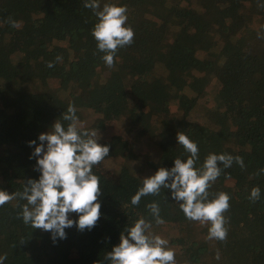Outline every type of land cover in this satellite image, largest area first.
I'll return each instance as SVG.
<instances>
[{"label":"trees","instance_id":"16d2710c","mask_svg":"<svg viewBox=\"0 0 264 264\" xmlns=\"http://www.w3.org/2000/svg\"><path fill=\"white\" fill-rule=\"evenodd\" d=\"M85 2L0 0V191L15 196L0 207V264H113L108 254L139 219L150 225L146 235L168 241L175 264H264V0H97L95 10ZM105 5L126 6L125 27L135 33L113 67L92 34ZM69 106L78 134L97 133L82 139L110 150L92 169L101 188L95 226L74 224L53 240L23 222V208L36 205L22 194L42 175L43 153L33 155L39 135L57 122L66 131ZM179 132L198 145V175L210 154L243 159V168L217 161L221 174L201 198L229 195L224 241L209 238L210 222L187 219L170 187L131 203L144 180L191 158ZM142 145L155 155L148 164ZM254 187L261 190L255 202Z\"/></svg>","mask_w":264,"mask_h":264},{"label":"clouds","instance_id":"9594fccd","mask_svg":"<svg viewBox=\"0 0 264 264\" xmlns=\"http://www.w3.org/2000/svg\"><path fill=\"white\" fill-rule=\"evenodd\" d=\"M84 6L95 10L99 4L97 0H86ZM126 13V6L116 5H105L103 11L96 12L99 22L92 34L98 49L106 53L103 60L108 67L114 66L118 48L134 42L133 29L125 27L128 19ZM51 66L50 63L49 67ZM63 119L71 121L66 131L57 122L53 133L39 135L41 144L35 147L33 155L40 156L43 153L42 158L37 161L42 175L38 181L29 180L31 187L25 188L22 194L29 205H36L34 210H29L27 206L23 208V222L35 229L51 231L53 240L57 236L64 238V229L74 224L81 231L95 226L100 217L101 204L97 199L101 188L99 177L92 173V169L109 155L110 150L108 145H101L93 138L82 139V135L95 137L97 133L92 130L78 134V118L73 106H69ZM177 141L190 153L191 158L185 162L177 158L171 170L160 168L154 176L144 180L143 187L131 198V203L137 205L142 196L157 194L161 186L170 187L173 189V198L183 201L180 207L186 218L201 223L210 222L209 238L224 241L227 239L228 229L225 227L226 219L223 214L230 207L229 195L218 193L215 199L206 203L201 198H206L210 182H215L221 174L217 161L228 168L235 160L243 168V159L228 154H210L203 164L205 170L198 175L194 168L199 153L198 145L183 132L177 134ZM35 143L29 141V146ZM169 177H172L170 185L166 183ZM260 195V188L254 187L250 199L255 202ZM14 198V195L0 191V207ZM149 207L157 215L156 223L163 224L165 221L159 217L158 206L153 203ZM73 212L79 214L78 221L69 219L68 214ZM148 227L149 224L139 219L129 230L128 238L122 236L120 244L113 248L107 258L113 264H175V252L167 247L168 241L160 236L150 238L145 234ZM3 259L6 257H0V262Z\"/></svg>","mask_w":264,"mask_h":264},{"label":"rangeland","instance_id":"374dc122","mask_svg":"<svg viewBox=\"0 0 264 264\" xmlns=\"http://www.w3.org/2000/svg\"><path fill=\"white\" fill-rule=\"evenodd\" d=\"M210 100H211V95L209 93H206L204 95V97L202 98L203 103H206V104H208ZM195 118L196 119H199V116H196ZM80 126L87 127L84 124L83 121L80 122ZM137 151L140 152V160L141 161L146 160L147 161V164L155 156V155H153V149H151V147L148 146V145L138 146L137 147ZM227 182L228 183H231L232 181L231 180H229V181L227 180Z\"/></svg>","mask_w":264,"mask_h":264}]
</instances>
